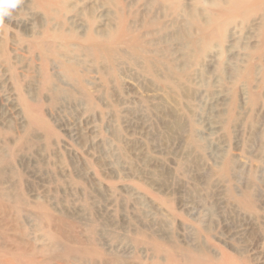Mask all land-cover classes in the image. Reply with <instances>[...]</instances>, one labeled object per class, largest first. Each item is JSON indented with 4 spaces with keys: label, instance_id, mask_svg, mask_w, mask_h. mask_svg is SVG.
<instances>
[{
    "label": "rangeland",
    "instance_id": "374dc122",
    "mask_svg": "<svg viewBox=\"0 0 264 264\" xmlns=\"http://www.w3.org/2000/svg\"><path fill=\"white\" fill-rule=\"evenodd\" d=\"M0 264H264V0H22Z\"/></svg>",
    "mask_w": 264,
    "mask_h": 264
},
{
    "label": "clouds",
    "instance_id": "9594fccd",
    "mask_svg": "<svg viewBox=\"0 0 264 264\" xmlns=\"http://www.w3.org/2000/svg\"><path fill=\"white\" fill-rule=\"evenodd\" d=\"M21 3L22 0H0V23L11 18Z\"/></svg>",
    "mask_w": 264,
    "mask_h": 264
}]
</instances>
